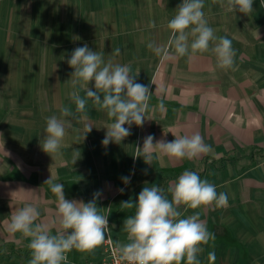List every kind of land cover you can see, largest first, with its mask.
Here are the masks:
<instances>
[{"label":"crops","instance_id":"0c3cea01","mask_svg":"<svg viewBox=\"0 0 264 264\" xmlns=\"http://www.w3.org/2000/svg\"><path fill=\"white\" fill-rule=\"evenodd\" d=\"M183 0H0V264H28L29 240L10 234L5 221L16 208L36 207L40 221L55 234L56 197L45 182L64 184L67 200L92 201L108 215L113 242L128 243L124 219L134 215L121 202L134 204L144 187L169 184L184 171L228 195V207L200 209L201 219L215 241L204 246L199 259L209 264H264V0H254L248 15L226 12L214 0H204L205 18L218 37L232 40L235 70H222L211 53L164 59L147 44H167V23ZM155 27H150L151 22ZM258 30L259 38L253 34ZM84 44L104 53L105 60L130 65L136 82L153 92L142 126L132 124L121 143L102 144L109 119L89 100L93 126L67 117L62 158H52L41 147L46 119L59 117L60 108L75 105L67 82L71 54ZM120 54L114 56L115 49ZM89 87L94 89V81ZM156 89H162L157 92ZM81 95L84 93L81 91ZM166 112H153L160 99ZM79 115V114H77ZM125 127L129 125L125 124ZM175 135L199 133L212 152L195 160L174 161L165 156L146 164L135 158L136 147L152 135L154 143ZM73 149L81 157L72 164ZM129 178L125 183L123 178ZM123 189V191H121ZM183 207L181 211H183ZM192 214L189 209L185 216ZM102 245L92 252L73 249L68 264L100 260Z\"/></svg>","mask_w":264,"mask_h":264},{"label":"clouds","instance_id":"9594fccd","mask_svg":"<svg viewBox=\"0 0 264 264\" xmlns=\"http://www.w3.org/2000/svg\"><path fill=\"white\" fill-rule=\"evenodd\" d=\"M214 2L230 13L239 11L248 15L254 11V0ZM204 7V0H183L175 16L167 23L170 31L167 44H157L152 40L147 48L157 57H186L189 61L197 54L211 52L216 57L219 69L235 70L232 40L226 36H216L205 18ZM149 26L155 27V22ZM253 34L259 38L258 30L255 29ZM119 54L120 49H115L113 55ZM67 62L74 69L67 82L71 87L69 98L75 105V112L69 106H62L59 117L52 115L46 119L41 147L53 159L63 157L61 148L67 130L71 127V121L65 118L72 117L84 122L83 140L92 131L87 112L89 100L97 110L106 112L107 117L113 120L105 127L104 146L110 142L121 143L130 135L132 124L142 126L145 119H150L147 113L153 92L136 82L140 71L132 75L130 65L114 63L112 59L106 61L103 52L92 51L87 44L75 48ZM93 81L95 90L89 87ZM161 90L156 89L157 92ZM151 110L166 112L163 98ZM125 124L129 127H125ZM172 134V141L162 138L155 143L154 136H147L143 147H136L134 157H142L146 164L151 165L153 159L162 160L165 156L174 161L195 160L212 152L211 145L205 144L199 133ZM0 150L6 156L10 155L4 150V144ZM80 157V151L73 149L72 164ZM123 179L125 183L129 182V178ZM45 184L50 186L56 197V219L52 222V226L58 225L55 234H52L48 224L38 222L41 213L32 205L16 208L10 219L5 221L10 234L19 233L22 238L29 240L27 247L31 258L28 264H68V253L73 249L92 252L106 239L111 241L108 215L101 214L96 204L100 192L94 194L92 201L85 203L67 200L64 184L54 183L52 176ZM167 192L171 199L158 186L144 187L135 204L131 200L121 202L126 209L135 208L134 215L125 218L123 223L129 242H115L119 259L125 264H201L199 257L205 251L204 246L215 241V234L208 230L199 210L228 207V195L218 193L214 184L201 179L194 171H184L169 184ZM189 209L192 214L185 216ZM207 260L209 264H214V250L208 251Z\"/></svg>","mask_w":264,"mask_h":264},{"label":"built area","instance_id":"2783aa9c","mask_svg":"<svg viewBox=\"0 0 264 264\" xmlns=\"http://www.w3.org/2000/svg\"><path fill=\"white\" fill-rule=\"evenodd\" d=\"M102 247L104 254L100 260H89L82 264H125V262L119 259V254L115 248V243L112 238L111 241L106 239L102 244Z\"/></svg>","mask_w":264,"mask_h":264}]
</instances>
